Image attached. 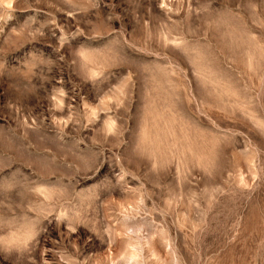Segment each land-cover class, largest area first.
Masks as SVG:
<instances>
[{
    "label": "rangeland",
    "instance_id": "rangeland-1",
    "mask_svg": "<svg viewBox=\"0 0 264 264\" xmlns=\"http://www.w3.org/2000/svg\"><path fill=\"white\" fill-rule=\"evenodd\" d=\"M0 264H264V0H0Z\"/></svg>",
    "mask_w": 264,
    "mask_h": 264
}]
</instances>
